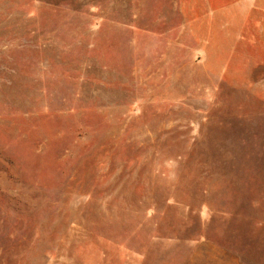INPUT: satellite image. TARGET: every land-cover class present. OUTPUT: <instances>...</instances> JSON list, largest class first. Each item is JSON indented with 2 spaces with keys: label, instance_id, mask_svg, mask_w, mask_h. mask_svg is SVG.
<instances>
[{
  "label": "rangeland",
  "instance_id": "1",
  "mask_svg": "<svg viewBox=\"0 0 264 264\" xmlns=\"http://www.w3.org/2000/svg\"><path fill=\"white\" fill-rule=\"evenodd\" d=\"M0 264H264V0H0Z\"/></svg>",
  "mask_w": 264,
  "mask_h": 264
}]
</instances>
